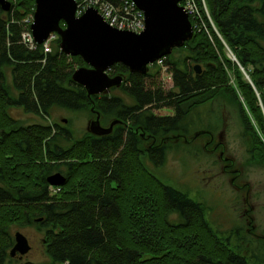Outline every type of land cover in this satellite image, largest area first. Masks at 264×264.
<instances>
[{
  "label": "trees",
  "instance_id": "trees-1",
  "mask_svg": "<svg viewBox=\"0 0 264 264\" xmlns=\"http://www.w3.org/2000/svg\"><path fill=\"white\" fill-rule=\"evenodd\" d=\"M11 7H0V264H12V228L25 224L43 231L48 260L22 264H250L208 226L203 205L163 184L141 156L153 154L157 162L170 138L189 142L186 134L168 132L180 131L194 106L226 95L252 138L250 158L264 167V0H206L215 28L204 15L207 32L194 30L172 50L178 58H161L172 76L171 90L156 83L151 71L112 65L109 73L124 78L116 88L132 100L128 104L107 91L89 97L72 81L73 69L85 63L62 53L58 37L48 53L42 44L27 49L19 37L34 0H12ZM7 69L16 98L5 83ZM14 104L40 115H50L54 106L88 108L92 118L94 108L100 123H123L107 135L86 133L62 147L55 122L19 123L8 113ZM160 107L175 113L155 116L151 109ZM147 133L152 135L145 138ZM55 171L65 182L53 191L46 177ZM170 212L180 221L171 222Z\"/></svg>",
  "mask_w": 264,
  "mask_h": 264
},
{
  "label": "rangeland",
  "instance_id": "rangeland-1",
  "mask_svg": "<svg viewBox=\"0 0 264 264\" xmlns=\"http://www.w3.org/2000/svg\"><path fill=\"white\" fill-rule=\"evenodd\" d=\"M29 14L32 13L26 16ZM205 17L214 27L210 14L209 18ZM205 26L204 20L200 31L207 32ZM226 52L231 59L233 53L227 49ZM170 54L173 59L179 57L177 52ZM195 63L191 61L192 66ZM152 64L148 65V71L153 73L156 83L160 82L165 91L171 90L172 76L168 66L161 60L154 66ZM158 70L159 73L155 74ZM5 83L9 86L10 94L16 98L9 69L6 70ZM108 93L123 97L127 104L132 103L118 88ZM151 110L155 116H172L175 113L173 108L167 107ZM8 113L22 124L38 122L52 125L55 122L58 127L54 131L64 135L59 134L58 144L62 147L90 133L92 117L88 108L68 110L54 106L49 111L50 115H40L14 104L9 107ZM109 121L101 122L102 126L107 127ZM181 126L180 131L172 130L168 135L174 136L180 132L187 135L189 142L172 137L171 141L165 142L167 147L161 160L155 162L153 154L144 152L142 163L163 184L176 188L203 205V216L208 226L218 237L227 239L234 251L249 257L250 264H264V167L250 158L252 138L244 133L228 96L219 95L194 106L183 118ZM197 132L210 133L213 143L209 136L202 137L201 133L194 136ZM142 143L144 148L152 144L144 139ZM217 145L220 146L216 149ZM167 217L173 223L180 221L177 214L172 212ZM15 230L27 236L31 248L22 259L15 257L12 264H21L26 260L35 263L48 260L44 253V233L37 225H14L12 231Z\"/></svg>",
  "mask_w": 264,
  "mask_h": 264
},
{
  "label": "water",
  "instance_id": "water-1",
  "mask_svg": "<svg viewBox=\"0 0 264 264\" xmlns=\"http://www.w3.org/2000/svg\"><path fill=\"white\" fill-rule=\"evenodd\" d=\"M179 1L133 0L143 12L145 23L143 30L134 33L112 27L93 7L80 16L75 15V0H34L33 20L29 28L37 45L54 33L59 38L58 49L62 53L83 59L85 64L73 69L71 80L82 86L90 97L123 82L121 74H109L110 67L115 63H121L131 73L146 74L149 64L168 56L174 48L192 38L191 21ZM11 6V0H0L2 11H9ZM231 59L235 60V56L232 55ZM193 68L200 73L199 64L195 63ZM91 111L95 113L89 122L91 134L107 135L118 123L119 119H116L110 121L107 127L102 126L99 112L94 108ZM200 133L203 132L194 136ZM46 179L51 186H60L65 182L59 171L47 175ZM13 235L14 244L9 256L15 257L18 253L23 257L31 245L19 230H15Z\"/></svg>",
  "mask_w": 264,
  "mask_h": 264
},
{
  "label": "built area",
  "instance_id": "built-area-1",
  "mask_svg": "<svg viewBox=\"0 0 264 264\" xmlns=\"http://www.w3.org/2000/svg\"><path fill=\"white\" fill-rule=\"evenodd\" d=\"M75 4V15L77 16H80L86 9L94 7L112 27L115 26L118 29H126L134 33L144 29V14L133 0H75ZM179 4L186 11L193 30L200 31L204 26L203 16L206 15L209 18V11L205 0H180ZM32 20V14H29L22 20L23 30L19 37L20 43L27 49H32L36 46L31 29L29 28ZM55 37L56 35L51 33L48 39L42 43V49H44L45 53L51 51L50 43Z\"/></svg>",
  "mask_w": 264,
  "mask_h": 264
},
{
  "label": "flooded vegetation",
  "instance_id": "flooded-vegetation-1",
  "mask_svg": "<svg viewBox=\"0 0 264 264\" xmlns=\"http://www.w3.org/2000/svg\"><path fill=\"white\" fill-rule=\"evenodd\" d=\"M109 74H110V73H109ZM111 76H114V75L111 74ZM111 89H116V87H115V86H114V87H110L109 89H107L108 92H110ZM118 119H119V120H118ZM118 119H117V120H118V123H116L115 125H113L111 131H114V130L117 128V127H116L117 125H119V124L122 125V123H123V122H122V119H120V118H118ZM112 120H116V119H110V121H112ZM110 121H109V122H110ZM101 124H102V123H101ZM147 135H148V136H146L145 138L150 137V136L152 135V133H151V134H148V133H147ZM212 143H213V140H212ZM151 147H152V146L149 145V146L146 147V149H148V148L151 149ZM43 240H44V239H43ZM15 257H18V258L22 259V258L24 257V255H23V257H20L19 254L16 253V254H15ZM15 257H12V258H15ZM26 261H29V260H26ZM23 263H25V262H23ZM21 264H22V263H21Z\"/></svg>",
  "mask_w": 264,
  "mask_h": 264
}]
</instances>
